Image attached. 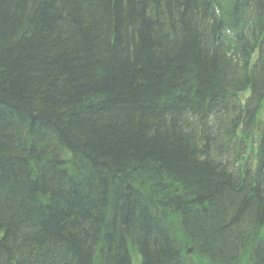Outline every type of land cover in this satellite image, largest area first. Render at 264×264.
<instances>
[{
  "label": "trees",
  "instance_id": "16d2710c",
  "mask_svg": "<svg viewBox=\"0 0 264 264\" xmlns=\"http://www.w3.org/2000/svg\"><path fill=\"white\" fill-rule=\"evenodd\" d=\"M263 115L264 0H0V264H264Z\"/></svg>",
  "mask_w": 264,
  "mask_h": 264
},
{
  "label": "rangeland",
  "instance_id": "374dc122",
  "mask_svg": "<svg viewBox=\"0 0 264 264\" xmlns=\"http://www.w3.org/2000/svg\"><path fill=\"white\" fill-rule=\"evenodd\" d=\"M191 248V246H189V245H187V251H186V254L188 255V254H190V255H193V250H189ZM195 254V253H194ZM193 258H195L196 260H199L198 259V257H197V255H195V257H193ZM204 262V261H203Z\"/></svg>",
  "mask_w": 264,
  "mask_h": 264
}]
</instances>
